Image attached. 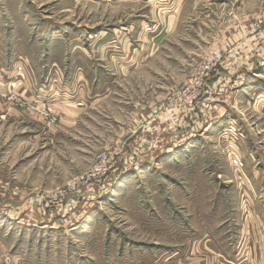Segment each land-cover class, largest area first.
I'll list each match as a JSON object with an SVG mask.
<instances>
[{"label":"rangeland","instance_id":"rangeland-1","mask_svg":"<svg viewBox=\"0 0 264 264\" xmlns=\"http://www.w3.org/2000/svg\"><path fill=\"white\" fill-rule=\"evenodd\" d=\"M256 18L264 0H0V264H264ZM228 110L242 128H208Z\"/></svg>","mask_w":264,"mask_h":264},{"label":"built area","instance_id":"built-area-1","mask_svg":"<svg viewBox=\"0 0 264 264\" xmlns=\"http://www.w3.org/2000/svg\"><path fill=\"white\" fill-rule=\"evenodd\" d=\"M253 26L255 31L263 33L264 18H256ZM220 63L221 58L219 55H216L211 60L203 62L196 66L194 70H192V72L183 80L180 87L172 93L169 100L170 107L172 109L184 108V110H186L187 112L196 110L197 104L205 92L206 82L210 74L220 66ZM57 120V118L53 117L50 119V122L55 123L57 122ZM231 128L233 129V125H230L228 127V129ZM206 129L207 127L205 128V130ZM228 129H225L224 132L228 131ZM228 133L232 132L229 130ZM223 137L225 140L226 136L224 135ZM226 138L230 137L228 136Z\"/></svg>","mask_w":264,"mask_h":264},{"label":"crops","instance_id":"crops-1","mask_svg":"<svg viewBox=\"0 0 264 264\" xmlns=\"http://www.w3.org/2000/svg\"><path fill=\"white\" fill-rule=\"evenodd\" d=\"M259 50H261V48L259 49ZM259 50H255V51H258V52H260ZM251 59H252V61H253V63H254V65L256 66V67H258L257 68V70H260L261 68H263V66H264V54H261V57L260 56H256L255 54H253L252 55V57L251 58H249V60H248V62H251ZM257 75H262V73H257ZM250 87H252L251 86V84H249L248 86L247 85H245L244 87H243V89L241 90L242 92H246V93H249V88ZM241 92V93H242ZM244 94V93H243ZM254 97L257 99L256 101H258V103H263V105H264V99H263V96H261V94H257V95H254ZM230 110V109H229ZM227 111L226 113H224V111H223V113L220 115V117H221V119H219V120H221V121H219V124L217 123L218 121H214V123L212 124H210L209 126H208V128L210 129L211 127H213V126H216L215 128H217L218 126L219 127H222V125H224V124H229L228 125V127L230 126V125H232L231 123H233V121L235 122V119H237V121H238V123H239V126L242 128V124H241V121H240V118H239V116L238 115H236V114H234V112L233 111ZM217 120V119H216ZM234 126V125H233ZM228 127L226 128V129H228ZM207 128V129H208ZM232 135V134H231ZM223 137V136H222ZM190 137H188V139H189ZM223 139H224V137H223ZM241 140H243L244 141V143H243V141H240V142H242V144H243V146H241L240 145V142L238 143L240 146H238V144H237V142L236 141H233V138H226L225 137V140H224V143L226 144V145H229V147L230 146H232V148H234L235 149V151H237V152H240V154L242 153V154H246V151H247V148H246V141L244 140V136L242 135V137H241ZM179 144V143H178ZM174 146H177V145H174ZM231 151V148L229 149V152ZM254 157V156H253ZM253 192H254V189L252 190ZM246 193H247V196H249V195H251V191H250V189H248V187H246Z\"/></svg>","mask_w":264,"mask_h":264},{"label":"bare ground","instance_id":"bare-ground-1","mask_svg":"<svg viewBox=\"0 0 264 264\" xmlns=\"http://www.w3.org/2000/svg\"><path fill=\"white\" fill-rule=\"evenodd\" d=\"M226 135H229V133L227 132Z\"/></svg>","mask_w":264,"mask_h":264}]
</instances>
